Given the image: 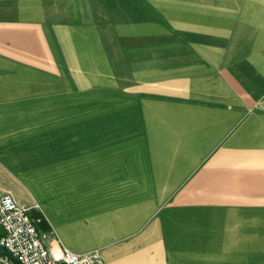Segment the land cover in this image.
I'll return each instance as SVG.
<instances>
[{"label":"crops","instance_id":"0c3cea01","mask_svg":"<svg viewBox=\"0 0 264 264\" xmlns=\"http://www.w3.org/2000/svg\"><path fill=\"white\" fill-rule=\"evenodd\" d=\"M0 165L104 264H264V0H0Z\"/></svg>","mask_w":264,"mask_h":264},{"label":"built area","instance_id":"2783aa9c","mask_svg":"<svg viewBox=\"0 0 264 264\" xmlns=\"http://www.w3.org/2000/svg\"><path fill=\"white\" fill-rule=\"evenodd\" d=\"M40 222L10 191L0 190V264H104L97 250L75 253L56 235L49 238Z\"/></svg>","mask_w":264,"mask_h":264},{"label":"rangeland","instance_id":"374dc122","mask_svg":"<svg viewBox=\"0 0 264 264\" xmlns=\"http://www.w3.org/2000/svg\"><path fill=\"white\" fill-rule=\"evenodd\" d=\"M6 124L7 123L5 122V125ZM10 124H11V126L14 125V123H10ZM7 126H9V125H6V128H5L4 132H7V130H9L10 126L9 127H7ZM12 177L13 176H12L10 170L5 168L3 165H0V182L4 183V184L1 185V186H4V190L11 191L12 184L10 182H11ZM39 216L42 219V215H39Z\"/></svg>","mask_w":264,"mask_h":264}]
</instances>
